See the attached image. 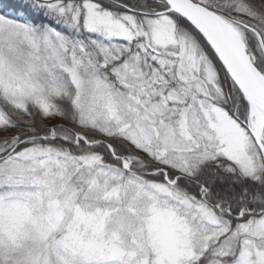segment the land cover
I'll list each match as a JSON object with an SVG mask.
<instances>
[{
	"label": "snow or ice",
	"instance_id": "snow-or-ice-1",
	"mask_svg": "<svg viewBox=\"0 0 264 264\" xmlns=\"http://www.w3.org/2000/svg\"><path fill=\"white\" fill-rule=\"evenodd\" d=\"M0 264H264V0H0Z\"/></svg>",
	"mask_w": 264,
	"mask_h": 264
}]
</instances>
